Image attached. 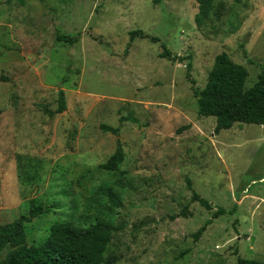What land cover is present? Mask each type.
<instances>
[{"label": "rangeland", "instance_id": "1", "mask_svg": "<svg viewBox=\"0 0 264 264\" xmlns=\"http://www.w3.org/2000/svg\"><path fill=\"white\" fill-rule=\"evenodd\" d=\"M199 15V0H0V227L35 200L51 213L25 225L29 245L56 223L107 221L115 264L264 263V127L216 135L190 81L202 90L227 53L248 70L246 89L258 82L264 0H215ZM133 31L161 41L130 42ZM162 44L191 59L160 58ZM60 91L67 109L52 116ZM118 141L120 170L101 169ZM219 208L230 213L214 219Z\"/></svg>", "mask_w": 264, "mask_h": 264}, {"label": "trees", "instance_id": "2", "mask_svg": "<svg viewBox=\"0 0 264 264\" xmlns=\"http://www.w3.org/2000/svg\"><path fill=\"white\" fill-rule=\"evenodd\" d=\"M17 0H7L12 3ZM215 0H199L200 15L197 19L202 25L208 19L214 8ZM136 38L149 39L152 42H160L156 37H151L142 31L130 33V42ZM59 41L74 45L78 42L76 37L59 36ZM160 58L172 62L182 63L191 57L174 55L164 44ZM187 76L190 79L191 64L187 66ZM248 70L235 63L227 53L216 57L214 67L209 74L206 86L200 90L196 88L195 81L192 90L197 98L198 114L201 117H214L216 119L215 134L230 130L236 124L259 125L264 127V71L258 82L245 88L248 78ZM66 99L63 91L59 92V106L52 116L66 111ZM1 115V112H0ZM105 133H112L119 137V128L102 126ZM125 161V152L118 141L116 152L109 160L100 166L108 172H118ZM109 199L115 207L121 205L120 199L112 190L108 191ZM193 201L198 202L207 210H213L206 199L194 193ZM51 211L35 200H31L28 215H22L15 221L0 227V254L7 248L10 249L6 258L0 264H115L116 257L108 256L113 235L118 228L107 221H97L88 227L76 226L72 223H56L50 229L48 239L40 245H29L25 225L31 223L43 214ZM225 208H219L214 214V219L228 214ZM212 223L209 220L195 235L196 241L206 231V227ZM236 264H264L257 260L239 258Z\"/></svg>", "mask_w": 264, "mask_h": 264}]
</instances>
